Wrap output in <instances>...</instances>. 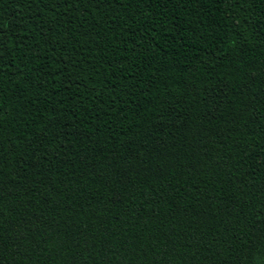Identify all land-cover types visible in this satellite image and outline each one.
I'll use <instances>...</instances> for the list:
<instances>
[{
  "label": "trees",
  "instance_id": "obj_1",
  "mask_svg": "<svg viewBox=\"0 0 264 264\" xmlns=\"http://www.w3.org/2000/svg\"><path fill=\"white\" fill-rule=\"evenodd\" d=\"M0 264H264V0H0Z\"/></svg>",
  "mask_w": 264,
  "mask_h": 264
}]
</instances>
